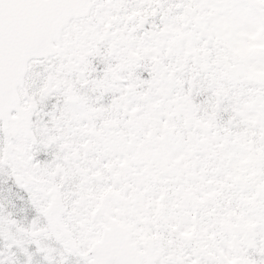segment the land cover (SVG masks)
Returning a JSON list of instances; mask_svg holds the SVG:
<instances>
[{
	"label": "snow or ice",
	"instance_id": "snow-or-ice-1",
	"mask_svg": "<svg viewBox=\"0 0 264 264\" xmlns=\"http://www.w3.org/2000/svg\"><path fill=\"white\" fill-rule=\"evenodd\" d=\"M261 28L264 0H0V264H264V194L238 207L253 189L237 185L174 207L165 185L154 219L161 160L137 155L164 136L171 163L191 135L195 158L225 180L243 121L264 113V84L225 75L219 36ZM242 63L264 66V49ZM179 104L194 120L185 127L181 112L169 132ZM117 209L159 237L150 250L93 244ZM226 212L243 218L221 228ZM193 223L213 239H184Z\"/></svg>",
	"mask_w": 264,
	"mask_h": 264
},
{
	"label": "rangeland",
	"instance_id": "rangeland-1",
	"mask_svg": "<svg viewBox=\"0 0 264 264\" xmlns=\"http://www.w3.org/2000/svg\"><path fill=\"white\" fill-rule=\"evenodd\" d=\"M264 30L255 31L252 33L238 32L233 34L232 31L224 32L222 30L219 39L224 44L223 61L231 59L232 64L228 65V72L225 75L240 76L246 80L254 81L264 84V66L256 67L255 65H246L242 61L245 57L258 49H264V36H262ZM260 41L257 43V41ZM195 51V50H194ZM178 99L187 101V97H178ZM184 114V125L187 127L189 123L193 122L194 114L186 109L183 104H179L169 114V121L165 125L167 131H171L176 127L173 122V117H178L179 113ZM264 113L257 111V113L243 121L248 126L244 131L236 134L235 145L239 149V155L236 157L235 162L231 164V172L223 181H219L215 178L216 169L212 168L210 164H202L194 156L196 138L189 135V144L185 151L177 157L171 163L168 162L164 144L160 143L164 140V136L156 137L158 147L155 148H143L137 153L138 156L145 159H160L161 165L156 170L149 174L150 180L154 186L159 185V198L155 201H149L146 206V210L151 209L153 218H158L163 211L165 204L164 201L168 195V188L165 185H176L174 188V195L178 197V200L174 203V207H180V202L184 200H192L195 203H203L205 200L210 199L220 194L226 188H235L237 185L247 186L253 191L248 195L240 197V204L243 205L254 204L256 201L255 186L264 183ZM195 125L204 129L205 131L211 126V121L195 120ZM260 126L262 136L260 139V145L255 146L252 142V132ZM149 137H153L154 130L149 132ZM201 141L206 140V136H201ZM223 147L222 145L220 146ZM233 154H228L227 159L232 160ZM211 176V179L208 177ZM230 181V183H229ZM210 188L209 191L205 189ZM111 189L108 190L110 192ZM105 192L101 197L108 195ZM118 221L126 226L130 231L132 239L139 243L144 237L157 235L150 234L146 228H138L137 225L144 223L140 219L122 218L125 217V212L122 209H117ZM131 213H129L130 216ZM243 218V213L240 217H236L237 220ZM153 219V222H154ZM195 217H193V220ZM251 221H245V224H250ZM221 228H230L231 218L229 212H226L219 221ZM175 231V228L173 229ZM181 236L184 239H206L212 240L213 235H205L198 231L195 223L187 228ZM97 239V238H96ZM222 261V264H240V258L232 256L231 258L224 257L223 255L217 257Z\"/></svg>",
	"mask_w": 264,
	"mask_h": 264
},
{
	"label": "water",
	"instance_id": "water-1",
	"mask_svg": "<svg viewBox=\"0 0 264 264\" xmlns=\"http://www.w3.org/2000/svg\"><path fill=\"white\" fill-rule=\"evenodd\" d=\"M20 71L22 72V66H21V68H20ZM258 191H259L260 193H264V187H263V188H258ZM111 228H115L116 231H118L119 234H120V231L123 232L122 228L119 229L118 226L115 224V222L111 220V222H110V228L104 230V232L107 233V236L110 234V229H111ZM104 232H103V235H105ZM103 239H104V238H103ZM149 250H150V247H149Z\"/></svg>",
	"mask_w": 264,
	"mask_h": 264
}]
</instances>
